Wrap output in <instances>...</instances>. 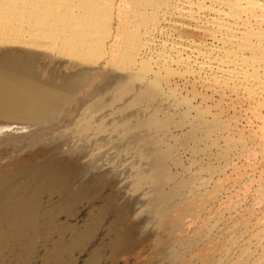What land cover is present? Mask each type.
Segmentation results:
<instances>
[{
  "label": "bare ground",
  "instance_id": "6f19581e",
  "mask_svg": "<svg viewBox=\"0 0 264 264\" xmlns=\"http://www.w3.org/2000/svg\"><path fill=\"white\" fill-rule=\"evenodd\" d=\"M11 1L19 3L11 12L13 9V12L17 9L19 11L18 6L21 5L23 13L15 12V18L8 10L9 5H2L10 14L7 11L5 13V10L1 11L4 17L0 14V25L4 27L3 30L0 26V130L3 129L0 131V148L11 145L6 148L9 153L1 151L0 157L10 155L7 161L12 165L26 147L27 151H33L37 145L45 144L49 139L52 142L50 148L33 158L36 161L29 163L28 169L17 175L9 174L0 181V264L5 261L4 251L8 252V249L5 250L6 240L11 236L12 239L22 237L23 234L26 236L20 227L22 223L30 221V225L37 218L39 220L38 216L44 215L34 196L55 192L59 183H63L66 188L65 198L69 196V200H78L80 205L75 204L84 208V215L87 216L82 221H86L89 226L88 232L94 234L100 231L98 240L106 242L105 251H101V259L108 253L116 260L115 263L124 264L132 257L139 259L147 256L148 264H264V178L251 175L256 164L264 161V0H67V3L63 2L65 5L70 2L68 5L78 10V13L68 14V5L62 3L63 8L68 10L64 8L68 17L65 13L60 16L56 2L53 4L54 0H41L42 5H38L39 1L36 0V6L34 0H30L33 4L28 3L29 0L26 3V0ZM51 4L58 14L55 13L56 17L49 23H59V27L52 26L54 29L66 25L62 26L60 22L68 23V27H71L66 26L68 29L81 30L83 25L87 26L85 22L93 24L92 30L96 28V34L91 35V32L90 36L89 26L84 29L87 33H80L79 30H75L76 33L74 30L69 32L66 29L69 32L65 31L67 36L61 34L65 46L69 50L74 48V52H71L72 49L69 54L78 51L74 58L67 57L69 55L65 52L68 48L56 42L52 34L51 41L49 37L48 40L44 38L50 36L49 30L54 32V29L50 25L46 26V22V27H42L46 15L41 17V24L40 13L39 17L36 15L43 7L46 9ZM80 4H83L81 8L90 6L88 8L93 12L100 9L101 5L107 8L105 10L111 6L116 10L117 19H112L113 23L110 24L107 19H111V15L106 16L109 23L102 21L101 18H106L104 15H94L88 8H84L87 10L85 13L76 7ZM101 9L107 15V11ZM79 10H83V14ZM114 10L109 12L114 13ZM5 14L10 17L6 15L5 18ZM34 15L37 20L33 21ZM63 15L68 18H63L66 22L58 17ZM31 20L32 25L39 23L35 26L38 29L40 25L39 30L42 31H33L34 27L31 28L29 23ZM102 22H107L108 26ZM24 23L30 26L24 29L28 31L20 29ZM41 27L44 30L47 28L48 33ZM30 28L32 31H29ZM61 30L63 32L65 29ZM109 30L115 33L110 42L103 35ZM101 36L105 39V46L103 40L100 43ZM123 36H126L127 44L122 41ZM40 38L43 43L42 40L38 41ZM46 41L54 46L55 43L63 46L61 51L66 48L62 54L67 56L60 54L58 50L61 48L57 47L56 50V46L54 49L57 52L53 50L51 53L54 54H51L44 49V52H49L45 54L42 51L44 47L53 49L48 48L50 45ZM94 44H102L104 47L98 52L100 48L96 51ZM41 55L45 57L39 65L34 64L33 60ZM123 57L132 63L128 61L129 66L123 64L126 67L121 68L122 71L117 66L115 70L107 66L110 62L116 61L117 64ZM111 65L114 67V64ZM50 66L53 72L48 78L38 74ZM189 87L193 91L189 93L190 97L186 96L188 94L182 95V90ZM188 90L186 93L190 92ZM196 97L203 104L213 101L215 112H211L212 103V107L210 103H205L206 108L201 107L203 104L192 103ZM188 98H192L191 102ZM227 110L232 115L225 118L222 114ZM176 114H180L183 126L187 118L190 121L187 124L191 123L190 128L184 132L187 135L182 134L183 139L181 136L178 138L179 133L176 132L181 126ZM181 116L187 117L186 120ZM225 121L229 131L230 127L233 129L243 122V128H246L243 130H247L248 136H244L240 127L238 132L241 130V137L231 140L227 136L231 143L218 151V155H211V149L210 153L207 151L208 156L218 159L219 165L214 166L212 163L215 157H210L212 163L206 161L208 166H200L202 161L198 164L194 159L203 149V153L206 152L207 148L206 145V148L199 146L203 149L196 147L199 145L196 139L197 142L203 139L201 127L204 123V126H208V130L205 128V136L212 139ZM50 124L54 127L65 124L66 127L60 133L49 132L47 126ZM12 125H21V128L4 130ZM31 127L34 130L31 131ZM186 136L188 141L192 139L196 143L195 147L200 151L193 149L192 142L185 141ZM181 140L185 141L184 145L188 143V146H183L192 152L189 157L195 153L197 155L195 158H185L192 161H188L191 166L183 164L186 163L185 155L181 153L188 154L189 151L187 149L188 152H185L182 146L185 151H181L180 146L177 148L179 143H183ZM248 141L254 145L247 146ZM211 145L216 144L213 141L208 148ZM239 146L242 149L236 153ZM177 149L183 159L178 156ZM196 150L198 154L193 152ZM42 152L47 157L39 158L43 156ZM201 157L197 160H202ZM192 159L200 166L194 171L191 168L197 166ZM248 163L249 167L246 166ZM241 168L250 173L240 172ZM241 175V178L245 177L243 183L250 180L255 182V199L250 201L251 205H248L249 201L245 198L236 201L244 189L232 194L224 192L226 184L231 180L239 183L237 180ZM23 179L27 180L23 182ZM253 182L249 186L253 187ZM5 185L9 188H5L6 192L1 188ZM53 207H56L55 202ZM53 209L56 212L60 210ZM71 213L74 215L73 211ZM227 214H230V219L226 218ZM244 222L258 225L250 240L245 237L248 224ZM46 224L48 226L50 222ZM41 234L39 236H45ZM72 238L76 244L82 243L81 237ZM13 243L18 248L19 243H15V240ZM196 247L199 250L194 255L193 249ZM16 248H13L14 251ZM23 248L19 249L23 251ZM25 248L26 258L29 247L25 245ZM49 249L52 254L57 251H54L55 248L54 252L51 251L53 248ZM151 249L153 253L148 254ZM57 255L58 259L61 253Z\"/></svg>",
  "mask_w": 264,
  "mask_h": 264
},
{
  "label": "rangeland",
  "instance_id": "374dc122",
  "mask_svg": "<svg viewBox=\"0 0 264 264\" xmlns=\"http://www.w3.org/2000/svg\"><path fill=\"white\" fill-rule=\"evenodd\" d=\"M7 0H5V2H6ZM23 1V0H22ZM28 0H26L25 1V3L27 2ZM33 1V0H32ZM32 1H28V3H31V4H33L34 2H32ZM34 1H36V0H34ZM37 1H39L38 2V5L39 4H41L42 2H41V0H37ZM37 1L35 2V6L37 5L36 3H37ZM43 1V0H42ZM53 1V0H52ZM5 2H3V1H1L0 2V6L2 7L1 8V10H0V14H1V17H4V12L6 13V11H7V9H5V7L6 6H8V10L10 9V11L9 12H11V9L12 8H17L16 6H17V4H19V3H17V2H15V4L11 1V0H8L7 2H9V4H7V2H6V4H5ZM24 2V1H23ZM54 2V3H53ZM52 3L55 5V2H56V5L55 6H57L56 8H58V10L59 11H57V9H55L57 12H59L60 13V16H62V14L61 13H65V15L68 13H66V10L67 9H69V13L68 14H71V13H78V10H76V9H74V8H71L70 7V5H68L70 2H68V4H66V5H68V6H66L63 2H66L67 3V0L66 1H64V0H62V1H60V0H54ZM2 3H4V4H2ZM67 7V9H66V7H64L63 8V4ZM13 4L15 5V6H13ZM20 4H22V3H20ZM62 4V5H61ZM74 4H75V2H74ZM76 4H78V2L76 3ZM84 4H86V2H84ZM2 5H6L4 8H3V6ZM23 5H24V3H23ZM42 5V4H41ZM54 5H52L51 4V6H52V8L53 9H51V6L50 5H48V7H50V9H48V7H47V5H44L45 7H47L46 9L43 7V10L45 9V11H41V9H40V11L41 12H37V15H36V17H39L40 16V20H39V18H38V20H39V23L41 24L42 22H41V17L42 16H44V15H46V16H44V18L46 19H44L43 18V20H45L43 23H42V27H46V26H48V27H54V26H57V27H59V23L57 24V25H52V22H51V24H49L50 23V20L51 21H53V18H54V16L56 17V12H55V10H54ZM73 5V4H72ZM81 5H83V4H80V6L78 5V6H76L77 8H81ZM89 4H87V6H88ZM13 6V7H12ZM21 6V5H20ZM20 6H18L19 7V11H21V10H23ZM54 6V7H53ZM74 6V5H73ZM102 6V5H101ZM100 6V9L101 8H103V10H105V9H107L106 7H101ZM41 7V8H42ZM83 7V6H82ZM88 7H90V6H88ZM88 7H86V6H84V8H88ZM108 7V6H107ZM84 8H81V9H83L84 11H85V9ZM111 6H109V9L108 10H105V11H107V15H105L106 14V12L104 13V12H101L102 11V9L100 10L99 8H98V10H99V12H97L96 10L93 12V10H89L90 8H88V10L90 11V12H92L94 15H96L97 13L98 14H100L101 13V15H104L105 17L107 16H111L112 18L111 19H109V17H108V19H107V17L106 18H101L102 19V21H104V20H110V24L111 23H113L112 21L114 20H116L117 19V13H116V10H114L113 8H111L112 10H114V13H110V12H112L111 11ZM21 9V10H20ZM38 9V10H39ZM48 9V10H47ZM70 9H72V10H70ZM80 9V10H81ZM4 11V12H1V11ZM46 10L48 11V13H49V10H50V13H52V14H48V13H46ZM54 10V11H53ZM64 10H65V12H64ZM74 10V11H73ZM79 10V13L80 12H82L81 14H83V10L82 11H80ZM109 10H110V12H109ZM14 11V9L12 10V12H11V16H14L15 15V18H16V14H14L15 12H19L18 11V9L17 10H15V12H13ZM54 13H53V12ZM68 11V10H67ZM76 11V12H75ZM88 11V12H89ZM8 11H7V13L8 14H10ZM22 12V11H21ZM21 12H19V14H21ZM46 13V14H44V13ZM87 12V10L85 11V13ZM108 12L110 13V15L108 14ZM23 13V12H22ZM42 14V15H40V14ZM56 13V14H55ZM103 13V14H102ZM8 14H5V18H6V15L8 16V17H10ZM18 14V15H19ZM38 14H39V16H38ZM53 14H55V15H53ZM66 15L67 17L69 16V15ZM17 15V16H18ZM35 15H34V17H35ZM49 15V16H48ZM58 15V14H57ZM21 16V15H20ZM60 16H58L59 18H61V20L63 19V18H65V20L66 19H68V18H66V16H64L63 15V17H60ZM33 17V21H34V19L35 20H37L36 19V17L34 18ZM47 17V18H46ZM50 17V18H49ZM14 18V17H13ZM19 18V17H18ZM52 18V19H51ZM1 19V18H0ZM113 19V20H112ZM32 20L29 22L30 23V26H31V28L32 27H34L33 28V31H34V29H36L35 31H42V30H39V27H40V25H39V27H38V29H37V26H38V24H36L35 23V25H37V26H35V25H32L31 24V22H32ZM64 19H63V21L62 22H66ZM106 20V21H107ZM112 20V21H111ZM49 21V22H48ZM80 21V20H79ZM78 21V22H79ZM85 21V20H84ZM87 21V20H86ZM38 22V21H37ZM45 22L46 23H48V25L46 24V26H44L45 25ZM108 22V21H107ZM107 22H104L105 24H106V26H108L107 25ZM86 24H87V26H89L88 27V30H89V32H88V35L90 36V33H91V35L94 33V32H96V28H93V30H92V28L91 27H93V26H91V25H93L92 23H91V25H88V22H85ZM90 23V22H89ZM103 23V22H102ZM103 23V24H104ZM109 23V22H108ZM25 24V25H24ZM24 24H22L21 26H22V28H20V29H22V30H24V29H26V28H29L30 26L28 25V23H24ZM27 24V25H26ZM34 24V23H33ZM60 24L62 25V24H66V25H64V27L63 28H57V30H56V28L54 29L53 27V29H54V32H53V30H51V32H50V30L48 31V30H46V32L45 33H48L49 32V34H50V36H47V37H44V38H46V40H50L51 41V34L53 35L52 36V38L54 39V37L56 38V39H54L56 42H58V43H60V45H63L64 47H66V48H68L67 46H65V44H66V42H65V44L63 43V36L61 37V34L62 35H65L66 33H69L70 32V30H74L73 32H75V30H79V28L78 29H68V28H71V27H68V23H61L60 22ZM85 24V25H86ZM109 24V25H110ZM3 25V24H2ZM5 25V24H4ZM3 25V26H4ZM23 25H24V27H23ZM50 25V26H49ZM60 25V26H61ZM1 26V25H0ZM20 26V27H21ZM28 26V27H27ZM63 26V25H62ZM66 26L68 27V28H66ZM84 26V25H83ZM83 26H82V28H81V30H79L80 31V33H82V32H85V30L84 29H86L87 28V26L85 27L84 26V28H83ZM2 27V26H1ZM36 27V28H35ZM41 27V29H43ZM95 27V26H94ZM3 28V30H4V27H2ZM2 28H1V30H2ZM31 28L29 29V31H32L31 30ZM77 28V27H76ZM91 29V31H90V29ZM60 29V30H59ZM61 29H65L63 32H62V30ZM66 29L69 31H66ZM95 29V30H94ZM44 30V29H43ZM44 30V31H45ZM84 30V31H83ZM87 30V31H88ZM24 31H28V29L27 30H24ZM48 31V32H47ZM56 31V32H55ZM57 31H58V33H57ZM59 31H61V32H59ZM65 31H66V33H65ZM78 32V31H77ZM112 32V33H111ZM55 33V34H54ZM76 33V32H75ZM85 33H87V32H85ZM110 33V34H109ZM49 34H47V35H49ZM96 33H94L93 35H95ZM112 34V36H110ZM55 35H58V36H55ZM104 35V38H106V41H107V38H108V42H110L114 37H115V33L113 32V31H106V34H103ZM102 35V36H103ZM66 36H67V34H66ZM69 36V35H68ZM102 36H101V38H102ZM105 36H107V37H105ZM114 36V37H113ZM49 37V38H48ZM88 37V36H87ZM92 38L94 37V36H91ZM91 37H89V38H91ZM111 37V38H110ZM48 38V39H47ZM61 38H62V40H61ZM65 39H67L66 37H64ZM91 38V39H92ZM100 38V39H101ZM104 38H102L101 40H100V43H101V41H102V44L104 43V41H105V39ZM39 39V38H38ZM37 39V40H38ZM127 38H126V36H123V39H122V41L124 42V43H126L127 44V42H128V40H126ZM41 40H42V43H43V39H41L40 38V40H38L39 42H41ZM49 41V42H50ZM55 41H54V43H55ZM47 42V41H46ZM45 42V44L47 45V43ZM61 42L63 43V44H61ZM52 43H53V40H52ZM52 43L50 42V44L48 43V45H50V46H48V48L49 47H51V48H53V49H51V50H48L47 48H43V52H44V49L46 50V51H50V53H51V51H56V50H58V49H60V50H58V52H61L60 54H62V52H64L65 50H66V48H64L65 50L64 51H61L62 50V48H63V46H60L58 43V45L59 46H57V44L55 43V46H56V50L54 49V44L52 45ZM98 43H99V41H98ZM99 43V44H100ZM107 43V42H106ZM96 44H97V42H96ZM96 44H94V46H96ZM97 45L95 48H96V51H97V49L98 48H100V49H98V52H99V50H101L102 48L101 47H104L102 44H101V46L100 45ZM94 46H93V48H94ZM57 47H59L58 49H57ZM94 48V49H95ZM73 49V51H71ZM71 50H69V48H68V51H66L65 53L67 54V55H69V56H67V55H65V53H63L62 55L64 56H67V57H76V54H77V52L75 51V53H72V55L71 54H69L70 53V51L71 52H74V48H71ZM53 51V52H54ZM95 51V50H94ZM95 51V52H96ZM51 53V54H54V53ZM57 52V51H56ZM55 52V53H56ZM45 54H48L49 52H44ZM74 54V55H73ZM61 55V56H62ZM84 56V55H83ZM43 57H45L44 55H41V56H39V57H37V58H35L34 60H33V62H34V64H36V65H39V63H40V61L42 60V58ZM6 59V58H5ZM128 59V58H127ZM126 59V60H127ZM125 60V58L123 57L122 58V60H120L119 62H117V64H116V61L115 62H110L109 63V65L107 64V66H109V68H111V69H114L116 66H117V68L119 69V71H122V69L121 68H124V67H126L128 64H129V62L128 61H130L131 63H132V61L131 60H127V63H126V60ZM124 62V63H122V62ZM2 62H3V60H2ZM83 62H87V61H83ZM90 63V62H89ZM126 63V64H125ZM131 63H130V65H131ZM110 64H114V67H112V65H111V67H110ZM123 64L124 65H126V66H123ZM18 65H20V62L18 63ZM122 67H121V66ZM106 66V65H105ZM106 66V67H107ZM129 66V65H128ZM117 68H115V69H117ZM114 69V70H115ZM118 71V70H117ZM52 68H51V66L49 67V68H46V69H44V71L42 72V74L41 73H38L39 75H41V76H45V77H49L50 75H52ZM187 89H189L188 91H190V92H188V93H186V91H187ZM187 89H185V91L184 90H182L183 91V93H182V95L184 94H188V95H186V96H188V97H190V94L189 93H191V89H190V87L189 88H187ZM181 91V92H182ZM193 92V91H192ZM191 96L193 97L194 95H192L191 94ZM197 98V97H196ZM195 98V99H196ZM189 99V98H188ZM192 100V98L191 99H189V101L190 100H192L193 102L192 103H195V104H203L202 102H201V100H200V98H197L196 100H197V103H196V100ZM208 99H211V98H208ZM195 101V102H194ZM211 100H209V101H206V102H204V104H203V106H201V107H204V108H206L207 106H206V104L205 103H210L209 105H211V103L212 104H214L213 105V109H212V111L211 112H215L214 110L216 109V107H215V109H214V106H215V103L212 101V102H210ZM191 102V101H190ZM208 105V104H207ZM208 105V108H210V106ZM211 107H212V105H211ZM211 114V113H210ZM229 114H231L232 115V113L231 112H228V110L227 111H225L223 114H222V116L224 115V117L226 118L227 117V115L229 116ZM178 115V120L179 121H181L179 118H180V114H176L175 116H177ZM230 115V116H231ZM210 116V115H209ZM208 116V119L210 120V117ZM181 117H183V116H181ZM185 117V116H184ZM183 117V119H185L186 120V118L187 117H185L184 118ZM177 118V117H176ZM190 118V117H189ZM190 120H191V118H190ZM184 122V121H183ZM186 122V124H184V126L182 125V121H181V126L180 127H178V128H180V129H184L183 131L182 130H180V129H176V132L177 133H181L180 135L178 134V138H180V136H181V139H183L182 137H184L185 136V134L187 135V133H184L187 129H189L190 128V126H191V123L190 124H187V122H190L189 120H188V118H187V121H185ZM184 122V123H185ZM243 122H241V126L240 125H238V126H234V128L233 129H231V127L229 128L230 129V131L229 130H227V126H228V123L225 121V123L223 124V126H222V128H220V129H218L217 131H219V132H217V131H215V133H214V135L212 136V139H210L208 136H205V128H207V130H208V126H204L205 125V123H204V125H203V127H201V129H200V132L201 131H203V133H201L202 134V137H203V139L205 140H203L202 138H200V133H199V131H198V137L200 138V141L201 142H205V144H202L200 141H198L197 142V140L198 139H196V143H197V145L198 146H196V143L194 142V141H191V140H189L188 141V138H187V136L185 137V138H187V140H185V141H188V143H190V142H192L191 144L192 145H194V147H193V149L195 148V149H197V148H200V149H203V148H208V146H210V144H212L213 143V141L215 142V144L216 145H211V148L209 147L208 148V150H207V148L205 149L206 150V152L204 151V153H203V150H202V152L200 151V149L198 150V151H200V153H199V155H200V157H201V155H202V157H201V159L202 160H200V161H198L199 159L198 158H200L199 157V155L197 156V155H195L196 153L195 152H197V154H198V151L196 150V151H193L195 154L193 155V156H191L192 158H195L196 156V159H194V160H196L195 162L196 163H200L201 161V163H200V166L201 165H205V167L206 166H208V163H210L213 159L215 160H213V163L212 164H214V166H217V165H219V161H217L216 160V157L215 156H211V155H215L218 151H220V150H222V149H224L226 146H227V144H230L231 143V141L227 138V136H230L232 139L231 140H233V139H239L241 136V133H240V131L242 130V132L244 133V136H248V133H247V130H243V129H246V128H243ZM185 125H187V127L185 126ZM190 125V126H189ZM208 125V124H207ZM245 125V124H244ZM47 127H49V129H48V131L49 132H55V133H60L66 126H65V124H63V125H61V126H59V127H54L53 126V124H50V125H48ZM227 127V128H226ZM241 127V128H240ZM21 128V125H12L10 128H8V129H5L4 128V130H10V131H14L15 129H20ZM187 128V129H186ZM236 128V129H235ZM241 129L239 132H238V129ZM31 129V131L32 130H34V127H31L30 128ZM202 129H204V130H202ZM178 130V131H177ZM0 131H3V129L2 130H0ZM246 131V132H245ZM238 132V133H237ZM217 133V134H216ZM182 134H184V136L182 135ZM216 134V135H215ZM215 136V137H214ZM11 137H13V138H16V137H14V136H11ZM197 137V138H198ZM205 137L208 139V140H206L205 139ZM217 137V139L215 140V138ZM214 139V140H213ZM178 140V139H177ZM210 140H212V141H210ZM179 142H180V140H178ZM181 141H183V143L180 145V143L178 144V147L177 148H179V146H180V150L181 151H185V149H186V151L185 152H188L190 149H188V147H184V146H186V145H184V140H181ZM209 141V142H208ZM51 142L52 141H50V139L44 144V143H41V145L39 144V146L37 145V147L33 150V151H27V147L25 148V151H21V155L19 156V158L17 159V161H15V162H13V164L12 165H10L9 164V162L7 161L8 160V158L10 157V155H6V156H3V157H0V181H3L4 180V178H5V176H8L9 174L11 175L12 173H14L15 175H17V174H20L21 172H24L26 169H28V164L29 163H34V161H36V159H34L33 160V158L37 155V154H39L41 151H45V150H47L48 148H50L51 147ZM201 143V145H200V143ZM203 142V143H204ZM206 142H208V143H206ZM193 143H195V144H193ZM248 144H247V146L250 144V145H254L253 144V142H250V141H248L247 142ZM207 144H209L208 146H207ZM176 145H177V143H176ZM184 145V146H183ZM204 145H206V147H204ZM11 145H7L5 148H0V152L1 151H6V148H9ZM181 146L182 147H184V148H181ZM188 146V145H187ZM189 146H190V144H189ZM197 148H196V147ZM199 146H202V147H199ZM213 148V149H212ZM184 149V150H183ZM187 149H188V151H187ZM192 149V146H191V150H193ZM209 149H211V153H210V150ZM242 149V146H239V149L238 150H236V153H239L240 152V150ZM180 150H178L177 149V152H178V156L180 157V159L182 158L181 157V154L182 155H185L184 156V160H185V158L186 157H189V155H191L190 153H192L191 151H189L188 152V154H184V152H182L181 154L179 153L180 152ZM216 150V151H215ZM207 151H208V153H210L209 155L210 156H208V153H207ZM6 153H9V150H7L6 151ZM51 153H53V152H51ZM214 153V154H213ZM42 154H43V152H42ZM203 154H205L206 156H208V157H205ZM188 155V156H187ZM216 155H218V153L216 154ZM41 157H47V155H45V154H43V156L41 155L39 158H41ZM191 157H189L190 159H191ZM210 157L212 158V157H215V158H213V159H210ZM206 158V159H205ZM183 159V158H182ZM188 160V159H186L185 161H186V163L184 162H182L183 164H185V165H187V166H189L190 164H188L189 162H192L191 160ZM198 159V160H197ZM203 159H205V160H203ZM183 160V161H184ZM193 160V159H192ZM194 160H193V162H194ZM189 161V162H188ZM205 161V162H204ZM206 161H209L208 163H206ZM194 162V165L196 164ZM215 162V163H214ZM218 164H217V163ZM205 163V164H204ZM241 165H242V163H240ZM193 165V166H194ZM191 166V165H190ZM195 166H197V167H193V168H191V170H196V169H198V167H200V166H198L197 164L195 165ZM246 166L247 167H249L250 165H249V163L248 164H246ZM196 168V169H195ZM193 170V171H194ZM247 171H249V170H246L245 168H241V171L240 172H242V173H246ZM204 172V171H203ZM253 172V173H252ZM249 173H250V171H249ZM204 175L206 174V172L205 173H203ZM252 174H254V176H257L258 178L261 176L262 178H264V161H262V162H260V163H258V164H256V166H255V169H254V171H251V175ZM10 177V176H9ZM232 177H235V176H232ZM242 177V175L240 176V178H239V180H237L239 183H235V181L234 180H231L230 182H228V184H226V186H225V194L226 193H230V194H232L231 192H233L234 193V191L236 192V191H243V189H244V193L242 194V196L244 195V197L242 198V196L240 197V198H238V197H236V201L237 200H241V199H248V201H249V204L248 205H251L252 204V202H250V201H253V199H255L254 198V196H255V193H254V184H255V182H253L252 180H250L248 183H243V180L245 179V177H243V178H241ZM37 180H39L38 178H36ZM27 180V179H26ZM25 179H23L22 181L23 182H25L26 181ZM36 180V181H37ZM251 182H253V187H251V186H249V184L251 183ZM257 183V182H256ZM57 184V183H56ZM248 184V185H247ZM6 186H8V185H5L4 187H1L2 188V191L3 190H5V188H6V190H9V188H7ZM57 186V185H56ZM258 186V185H257ZM59 187H61L62 189H60ZM53 188H54V186H53ZM66 189V188H64V184L63 183H59V186L58 187H56V191L53 189V191H55V192H50V194H48L49 192H44V195L45 194H47V196L45 195H43L42 193L41 194H39V195H41V196H39V195H35L34 196V199L35 200H37L38 201V203L37 204H40V206H39V209H40V211H41V214L43 215L42 217L41 216H38L39 217V220H38V218H37V220L34 222V223H32V224H30L29 225V223H31L30 221H29V223L28 222H26V221H24L23 223H22V225L20 226L21 228H22V230H23V233H25V235L26 236H24V234H23V238L22 237H18V238H20V239H18L17 237H16V239H15V237L12 239L11 237H13V236H11L10 237V239L8 238V240H6V242H7V245H6V247H5V250L6 249H8V252H7V250L6 251H4V254H3V260H5V261H2V264H124V263H122V262H117V263H115L116 262V260L113 258H111V256H109V254L108 253H106V255H105V257L103 258V259H101V251L102 250H104L105 251V248H106V246H105V244H106V242L105 241H100V240H98L99 239V235H100V231H95V233L94 234H92L93 236H94V238H93V236H92V239H91V234L88 232V231H90L89 230V226L87 227V224H86V221H82L83 219L84 220H86V217L85 216H87V215H84L85 213V211H84V208H82L81 206H77V204L78 205H80V203L78 202V200H76V201H74V199H71L74 203H72V201L71 200H69L68 198H69V196L67 197V198H65L66 197V190L64 191V190ZM6 190L4 191V192H6ZM59 190V191H58ZM60 191H62V193L60 192ZM53 193H55L54 194V198H53ZM57 193H58V195L59 196H57ZM66 193V194H65ZM65 195V196H64ZM69 195V194H68ZM237 194H235V196H236ZM43 196V197H42ZM51 198H50V197ZM57 196V197H56ZM61 196H62V198H61ZM64 196V197H63ZM38 197V199H40L41 197V199L40 200H38V199H36ZM40 197V198H39ZM58 197H60V198H58ZM232 197H234V196H232ZM44 198V199H43ZM45 198H48V199H51L52 200V202L50 201V200H48V199H45ZM43 200V201H42ZM59 200V201H58ZM61 200H62V202H61ZM64 200V201H63ZM68 202H67V201ZM39 201H41V202H39ZM50 203H49V202ZM55 202V205H56V207H53L54 206V202ZM57 201V202H56ZM44 202V204H42ZM60 202H61V204H60ZM65 202H67L68 203V205H69V207H68V205L65 203ZM70 202L72 203L71 205H70ZM75 202L77 203V204H75ZM36 203V202H35ZM64 203V205L63 206H61L62 204ZM51 204V205H50ZM59 205V207H58V205ZM42 205V206H41ZM53 205V206H52ZM66 205V206H65ZM47 206V207H46ZM60 206L61 207H63V208H60ZM71 206H72V208L73 209H71L70 210V208H71ZM76 206L78 207V208H76ZM45 207H46V209H45ZM67 207H68V214H67ZM79 207H81V208H79ZM50 208H51V210H50ZM53 208H58V209H60V210H57V212H56V209H53ZM38 209V210H39ZM63 210V212H62V210ZM77 209H78V211H77ZM80 209H81V211H80ZM46 210H49V212L48 211H46ZM64 210H66V211H64ZM69 210L72 212H74V215H73V213H71V212H69ZM44 211V212H43ZM45 211H46V213H45ZM61 211V212H60ZM80 211V212H79ZM83 211V212H82ZM54 212H55V215H53L54 214ZM66 212V213H65ZM82 212V213H81ZM51 213V215H49ZM53 213V214H52ZM59 213H61V214H59ZM75 213H77V214H75ZM79 213V214H78ZM64 216H63V215ZM61 217H60V216ZM68 215H71L72 217H74V218H72L71 216H68ZM78 215V216H77ZM83 215V216H82ZM264 215V214H263ZM50 216H51V218H50ZM55 216H57V217H55ZM50 219H49V218ZM53 217H55V218H57V219H55V218H53ZM66 217V218H65ZM83 217V218H82ZM85 217V218H84ZM41 218V219H40ZM49 219V220H51L52 222H54V223H52L53 225H54V227L51 225V221H49V220H45V219ZM71 220H70V219ZM79 218V219H78ZM227 219H230V214H227V217H226ZM79 221L78 223H77V221ZM37 221H39V223H37ZM48 222V224H49V222H50V225H48L47 226V224L45 225V223H47ZM61 222V223H60ZM64 222H66L65 224H67V225H65L64 224ZM81 222H83V223H81ZM34 224V225H33ZM38 224V225H37ZM40 224V225H39ZM82 224H84V225H82ZM244 224H248L247 226H246V232H245V237L247 238V239H251L252 237H253V235L255 234V232H256V230L258 229V225H255L254 223H251V222H244ZM28 225H29V227L31 228H29L28 227ZM35 225H37V226H35ZM59 225V226H58ZM71 225V226H70ZM27 226V227H26ZM39 226V227H38ZM42 226L44 227V228H42ZM61 226H63L62 227V229H63V231H62V229H61ZM70 226V227H69ZM34 227V228H33ZM36 227V228H35ZM57 227V228H56ZM58 227H59V230H58ZM68 228V229H66V228ZM87 227V228H86ZM28 228V229H27ZM42 228V229H41ZM45 228H46V230H45ZM52 230H51V229ZM84 228H85V230H84ZM56 229V230H55ZM66 230V232H64L65 230ZM33 230L35 231L34 233H33ZM41 232H40V231ZM42 230H44V231H42ZM61 230V231H60ZM68 230V231H67ZM81 232H79V231ZM38 231H39V233H38ZM50 231L52 232V233H50ZM56 231H57V233H56ZM60 231V232H59ZM75 231V232H74ZM31 234H30V233ZM44 233L45 234V236H39L41 233ZM64 232V233H63ZM71 234H70V233ZM83 232H85V233H83ZM87 232H88V235L89 236H87ZM12 233V231L10 232V234ZM33 233V234H32ZM35 233H37V234H35ZM42 233V234H43ZM55 235H54V234ZM66 233H68L67 235H66ZM77 233V234H76ZM79 233V234H78ZM98 233V237H96L97 234ZM35 234V235H34ZM41 234V235H42ZM43 234V235H44ZM51 234H53V235H51ZM61 234H63V235H61ZM78 236V237H81L82 238V243L81 244H79V243H75V241L73 242V240H71V238L72 237H77L76 235ZM80 234H82L83 236H81ZM30 235V236H29ZM47 235V236H46ZM49 235H51V236H49ZM199 235H200V233H199ZM28 236V237H27ZM33 238H32V237ZM36 236H38L39 238H36ZM53 236V238L51 239V237ZM57 236H59V237H57ZM60 236L62 237V238H60ZM65 236V237H64ZM70 236V237H69ZM30 237V238H29ZM43 237H45V238H43ZM49 238L50 237V239L48 240L47 238ZM54 237H55V239H54ZM64 237V238H63ZM67 237H69V238H67ZM85 237V238H84ZM89 237V238H88ZM22 238V239H21ZM27 238H29V239H27ZM42 238V239H41ZM60 238V239H59ZM11 239H12V241H11ZM27 239V240H26ZM33 239V240H32ZM45 239V240H44ZM47 239V240H46ZM73 239V238H72ZM88 239V240H87ZM94 239V240H93ZM14 240H15V243H19V244H17V247L18 248H16V247H14V245H16V244H14L13 242H14ZM23 240V241H22ZM30 240H32V241H30ZM44 240V241H43ZM59 240V241H58ZM10 241V242H9ZM19 241V242H18ZM27 241V242H26ZM53 241H55V242H53ZM58 241V242H57ZM5 242V243H6ZM22 242H24V243H22ZM12 243V244H11ZM61 243V244H60ZM75 243V244H74ZM14 244V245H13ZM22 244H25L26 246H28L29 248H30V251H29V248H28V254L26 255V258H25V254H24V252H26L27 250H24V248H25V245H22ZM31 244V245H30ZM60 244V245H59ZM73 244L76 246L75 248H74V246H73ZM10 245V246H9ZM57 245V246H56ZM59 245V246H58ZM67 245V247L65 248V246ZM68 245H70L69 247L71 248V249H69V247H68ZM7 246H9L10 248H8ZM21 246H24V248L23 247H21ZM37 246V247H36ZM53 246V247H52ZM72 246H73V248H72ZM148 246V245H147ZM161 245H159V247H160ZM149 247V246H148ZM16 248V250L14 251V249ZM22 249L23 248V251L22 250H20V249ZM49 248H53V249H51V251H53L54 250V248H55V250L54 251H56V252H54V254H52V252H50V249ZM62 249V251L60 250V249ZM26 249V248H25ZM48 249H49V251H48ZM65 249V250H64ZM12 250V251H11ZM64 250V251H63ZM198 247H196L195 249H193V254L194 255H196L197 254V252H198ZM10 251V252H9ZM16 252V253H14V252ZM19 251H21L20 253H19ZM58 251H60V252H58ZM153 249H151V250H149L148 251V254H151V253H153ZM12 252V253H11ZM47 252H49V255H48V253ZM61 253V256H59L58 257V259H57V254L58 253ZM7 253H8V255H7ZM57 253V254H56ZM12 254V255H11ZM19 254V255H18ZM21 254H23L24 255V257L21 255ZM47 254V255H46ZM51 254V255H50ZM192 254V253H191ZM190 254V255H191ZM6 255V256H5ZM54 255V256H53ZM60 255V254H59ZM48 256H50L49 258H51L49 261H48ZM109 256V257H108ZM147 257H149V256H147ZM147 257H145V258H139V259H137L136 257H132L129 261H127L126 262V264H148L149 262H148V258ZM53 258H55V259H53ZM101 259V260H100ZM133 259L135 260V261H133ZM98 261V262H97ZM147 262V263H146Z\"/></svg>",
  "mask_w": 264,
  "mask_h": 264
}]
</instances>
